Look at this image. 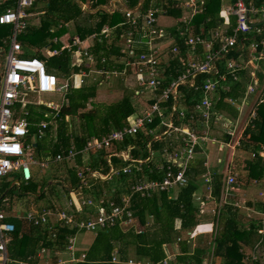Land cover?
<instances>
[{
  "label": "trees",
  "instance_id": "1",
  "mask_svg": "<svg viewBox=\"0 0 264 264\" xmlns=\"http://www.w3.org/2000/svg\"><path fill=\"white\" fill-rule=\"evenodd\" d=\"M84 1V0H83ZM93 1V7L103 5L110 0H91ZM138 0H125L128 8H134ZM39 2V0L37 1ZM44 12L39 13L42 17L39 27L27 28L28 30L19 37L21 43L25 46H46V40L49 36L60 35L65 28L55 30L58 27L59 22L65 24L69 21L77 20L80 15V9L77 5L73 4L70 0H47L43 1ZM122 3H124L122 1ZM124 3V4H125ZM36 5L33 4L34 7ZM119 7L121 4L118 5ZM30 7V8H31ZM105 9H102L104 12ZM107 11V10H106ZM168 7L169 14H175L171 12ZM4 12V11H3ZM117 12V10H116ZM214 10L207 9L205 15ZM30 13H35L32 9L29 10V20L34 17ZM27 18L25 19V21ZM123 18L121 14L105 13L100 15L99 22L94 26L80 27L76 26L78 35L81 40H84L89 34L98 33L103 26L109 25L113 27L122 22ZM0 26V34L2 28ZM9 29V28H6ZM54 29V31H51ZM208 30V29H207ZM177 29L172 30L173 34H176ZM231 33V29L228 30ZM198 32V31H197ZM117 37H120L119 31H116ZM119 35V36H118ZM102 37V36H101ZM118 39V38H117ZM106 42V41H105ZM98 43L95 45L94 52L98 55H104L108 58L110 55H120L121 47L116 48L113 42L110 44V48L106 46V43ZM238 55V51H233L229 58L235 60ZM34 57L45 61L40 51L34 52ZM49 60L56 59L57 65L50 67L45 61V66L48 72L58 70L60 77H67L72 72H78V68L71 69L69 67V54L64 51L59 58L47 57ZM232 60V61H233ZM264 61H261V68L264 69ZM174 67L175 63L172 62ZM167 68L164 75L165 79L169 80V75L176 77V71L173 68ZM240 74V81L236 82L230 92H219V102L216 104L215 109L218 111H225L226 116L234 119L237 116L236 110L230 106L225 98L227 96L237 98L241 97L244 93L245 85L250 81L247 69H242ZM264 73L261 69L257 70V76L263 77ZM245 81V82H244ZM165 85L159 87L162 90ZM158 93V92H157ZM97 94V85H90L81 87L79 89L70 88L66 94L68 104H63L54 118L56 123V130L54 132L53 124L46 131V136L42 139V142L37 144V149L40 153L49 154L52 161L57 155L63 156V160L59 162L65 168L64 178H67L68 189H63L64 194H72V198L69 199L70 207H73L71 213H68L75 219V222L82 220H95L100 206L106 208V202H113L114 207H117L121 212V215L115 217L112 222L107 221L104 227H99L95 232V238L93 244L89 249V255L87 258L88 263L85 264H112L111 254L114 248H118L120 259H126L127 250L132 247L135 250V256L137 259H143L147 263L156 264L163 260L165 257L163 246H170L177 241H180L181 254L175 258L171 264H202L204 259L208 257L210 264L214 262L216 258L221 260V264H261V257L255 260H251L246 255L245 247L251 248L255 252L256 247L264 248V222L263 219H250L246 221L247 224L242 223L241 217L238 219V208L234 206L233 202L237 200L232 199L231 193L227 194L226 199L223 201L225 179L223 173L212 172V177L207 187L210 186L211 200L216 203L225 202L223 205L219 204L214 215H212V221L214 228L210 232L202 235L197 240L194 246V252L189 254L188 245L186 243L185 232L198 228L200 226L206 227L205 224L200 225L204 221V214L201 212V207L205 203H211V200H206L205 196L208 194L203 193L199 197V202L195 201L197 193L201 190V181L198 175L204 172L205 167L202 166L204 160L203 156L195 159L196 154H199L201 149L195 148L194 158L189 162L185 171V175L188 178L187 184L184 187H167L163 190L158 187L155 188H142L136 190L134 184L139 180L145 181V179L133 176L135 169L138 166H132L129 174L123 173L121 170L119 173L113 175L109 180L99 181L90 178L88 181L92 183V187L80 183V179L77 177V170L84 171L86 167L91 169L98 168V164L104 166L103 172L108 171L109 167L106 161H93L86 159V156H82L79 153L84 147L86 141L91 137L101 139L113 131L122 130L128 126V118L134 114L135 108L132 103V93L125 91L122 98L116 103L110 105H99L87 110V106L92 102ZM171 98V97H170ZM153 103V101H151ZM173 99L171 98L166 104L171 107ZM18 104L16 108L18 109ZM38 108L39 112L35 109ZM191 108V106H190ZM29 116L27 120L29 122V136H32L36 132L37 123L43 118V114L50 111V109L42 106L29 105ZM225 114V113H224ZM66 116H69L70 120L66 121ZM47 121L52 120L46 118ZM175 122L177 117H174ZM200 116H196L193 121H199ZM76 121H79L76 126ZM189 121V120H188ZM223 124V123H219ZM186 125H193L192 122L186 123ZM146 129H157L161 131L163 126L160 124V119L155 118L153 122L146 126ZM196 132V130H195ZM198 134L200 131H197ZM212 137H216L223 142L230 140L229 136L219 130L210 131ZM145 131L141 130L133 136H127L122 143H117L119 148H123L129 143H135L138 147L132 152L133 157L145 156V141L151 140L152 135L144 134ZM180 141V139H179ZM162 142V141H161ZM159 141H153V150L161 149L162 143ZM175 145V144H174ZM49 152L46 153L45 151ZM264 150V104H258L256 107V118L252 123L246 127L241 140L240 146L237 147V152L250 154L257 153L254 157H247L245 159V167L248 171V176L253 179L261 180L264 178V157L258 155V152ZM69 151L76 152V155L68 160L66 156ZM207 159V158H206ZM87 160V161H85ZM71 161V165L68 166V162ZM153 161L150 162L149 167L153 170V175H149L148 178L154 182H162L166 177V173L171 172L172 178L181 170V166L177 163L165 162L162 164V170L153 166ZM112 165L116 169H121L125 166L124 162L113 158ZM205 166V165H204ZM145 165L140 166V170H146ZM147 168V167H146ZM63 178V177H62ZM63 178V180H64ZM240 183L244 184V179L240 176L235 177ZM235 185L237 184V182ZM140 183L144 186V183ZM61 183L63 181L61 180ZM233 185V186H235ZM243 186V185H242ZM24 192L31 191L35 194L37 184L30 181L28 184L21 187ZM174 190L177 194H173ZM77 191V194L74 192ZM59 194V192H57ZM40 196V197H39ZM38 197L42 198L43 193H40ZM61 196V195H59ZM83 200H82V199ZM122 199H126L127 202H123ZM208 199V198H207ZM84 202V206L81 202ZM103 201V203H101ZM211 201V202H210ZM255 209L258 211H264V202L259 200L255 205ZM107 211L108 208H107ZM47 222L51 221L47 227H34L27 223L25 219L21 220L17 216L11 219L14 225V231L11 233V241L8 244V253L10 258L14 260L29 261L36 264L38 261L37 252L44 251L45 249H57L63 250L66 243L65 239L68 236H74L77 232H85L78 227L68 229V225L64 221L55 220V214L47 210ZM211 219L210 217H208ZM10 221V220H9ZM178 222V225H177ZM262 231V232H260ZM54 234L53 241L47 239V235ZM42 242V244H40ZM95 254H100L99 258H95ZM250 259V260H249ZM250 263H248V262Z\"/></svg>",
  "mask_w": 264,
  "mask_h": 264
},
{
  "label": "built area",
  "instance_id": "2",
  "mask_svg": "<svg viewBox=\"0 0 264 264\" xmlns=\"http://www.w3.org/2000/svg\"><path fill=\"white\" fill-rule=\"evenodd\" d=\"M35 1L16 0L12 9L0 14V25L10 24L14 29L10 51L7 56L6 71L0 85V183L4 177L17 172L21 180L26 183L32 178V166L45 167V164L38 163L31 154V145L26 142L29 134L28 112L23 110L22 116L16 118L17 104L22 107L27 105L26 97L29 95V91L37 94H50L65 92L68 88V84H59L57 77L47 71L43 60L36 57L23 58L20 56L23 49L18 41V35L26 26L25 19L28 15L26 10ZM113 4L117 5L121 2L112 0L111 7H113ZM193 4L194 2L191 0L184 7L190 10V8H194ZM116 8L113 11H116ZM175 8H178V6H175ZM141 9L142 6L125 8L123 10L125 22L117 24L111 29L125 24H130L134 28L146 26L148 47L144 51L137 52L134 34L136 32L133 29H128L122 31L123 43L120 52L128 59L126 65L134 68L137 81L134 96L138 99L145 98L147 102L150 100L153 103L147 109H143L140 114L132 117V119L129 118L128 126L122 130L113 131L101 139L91 137L86 141L79 153L92 161L94 158L106 161L109 169L104 173L101 170L86 167L84 171L78 172L82 184H86L91 177L103 181L109 180L120 170L125 174H129L132 166L150 162L153 157V141H162L161 155L165 159L163 163H177L182 167L181 170L177 172L174 178H172L173 174L168 172L162 182L152 181L144 186H135V189L153 188L155 190L158 187L163 190L167 187H175V185L184 187L188 181L185 171L189 162L194 158L195 148L201 146L202 142L215 143L214 139L209 140L208 133L211 127L223 123V126H225L224 133L230 137V140L220 144L222 148L226 146L233 153L240 146L244 130L256 118L257 105L264 101L256 98L253 100L263 89V87L259 88L258 66L256 63L264 60V29H259L257 19H254L255 15L262 12L258 11L250 1L236 0L232 6L226 8L221 16L224 19L223 23L229 24L228 19L231 17L234 18V26L227 29H213L211 34L207 32L198 35L192 33L185 25L194 14L182 15L177 21L182 24V27L176 31L177 42L169 46L165 44L164 40L171 38L173 33L172 31L171 33L167 32L162 26L158 25L156 15L159 13V9L149 7L145 12ZM161 12L163 15L169 14L165 8ZM109 29V27H106L98 34L99 42H101V36L108 37ZM229 29H231V33L228 31ZM179 41L181 46H179ZM81 43L78 37L72 40L73 46ZM162 43H164L163 49L159 47ZM60 48V51L53 49L45 52V54L52 57L70 48V46L63 45ZM235 50L238 51V55L232 61L229 55ZM74 51L75 54L80 56L87 55L86 52L82 54L81 49H75ZM243 53L247 55L246 61L243 58ZM172 62L175 63L174 67ZM171 65L173 71H176V77L170 74L168 80L165 79L164 73ZM242 69H247L250 81L245 87V96L237 109L241 114L243 108L248 105L250 107L249 112L245 117L246 121H239V117L228 120L223 113L218 115L214 112V104L219 100V91L231 90L232 86L240 81L239 73ZM161 85H165L162 90L159 89ZM197 95H199V98H197ZM251 96H253L252 99H250ZM170 97L173 99L171 107L166 105L171 99ZM188 100L191 102V108L186 104ZM227 101L232 105L236 104L232 99ZM48 106L57 109L52 103H49ZM197 115L200 116V120L193 121ZM56 116L54 115L53 119ZM154 117L160 119V124L163 126L161 131L146 129V126L153 122ZM174 117H177L176 122ZM189 122H192L193 125H186ZM48 125L49 122L47 121L40 122L37 130L38 139L43 137L44 130ZM197 127H200L201 135L196 134ZM141 130H144L146 135H152L151 140L144 143V148L148 154L144 159L133 157L132 152L137 149L135 143H129L123 148L117 146V143H122L127 136H133ZM75 155L76 152L69 151L66 158L70 160ZM259 155L264 157L263 152H259ZM252 157H254V154H252ZM113 158L123 161L125 166L119 170L114 168L112 165ZM62 160L63 156L57 155L53 162H61ZM162 167V165L158 166L160 170H162ZM235 177L236 175L233 172H228L226 175L223 201L227 197L228 188H232L235 184ZM210 179V177L204 178L206 183H209ZM210 189L209 186V195ZM122 201L127 202L126 199H122ZM106 204V208L102 206L98 208L95 220L75 222V227L88 232L96 231L99 227H104L107 221L112 222L115 217L121 215V211L114 207L113 202L107 201ZM81 205L84 206L83 201ZM107 208L109 211H107ZM68 213L70 212H58V220L71 223L72 216ZM47 214L50 213L40 215L39 219L35 220V224L46 223ZM6 219L7 214L1 207L0 264H22L11 260L7 256L6 245L10 241V234L14 231V225L7 222ZM261 219L264 222L262 214ZM112 261L116 262L117 259L113 257ZM166 263V260L162 262V264Z\"/></svg>",
  "mask_w": 264,
  "mask_h": 264
},
{
  "label": "crops",
  "instance_id": "3",
  "mask_svg": "<svg viewBox=\"0 0 264 264\" xmlns=\"http://www.w3.org/2000/svg\"><path fill=\"white\" fill-rule=\"evenodd\" d=\"M37 1L38 0H36L34 2V4L36 3V5H37L39 2H43V1H47V0H39V2H37ZM70 1L73 4L77 5L78 8L80 9V15L77 18V20L69 21V22H67L65 24H62L61 21H60L59 24H58V27L55 28L56 30H60L61 28H65L64 31L60 35L53 36L51 38L50 42H48V40H46V46H31L32 48L33 47L42 48V49L45 50V52L53 50V49H56L57 51H60L61 50L60 47L63 46V45L64 46H70V48L63 50L58 55H55V56H52V57L59 58L62 55V53L64 51H66L69 54V67L71 69H73V68H78L79 69L78 72H76V73L72 72L67 77H60L59 71L56 70V69L51 71V72H49V73H51V74H53V75H55L57 77V79L59 81V84H63V85L64 84H68L67 90L65 92H61V93H63V101H62V103L60 105H58V106L57 105H53L52 102H49V103H52V105L55 106L57 109L50 108L48 106L49 103H44L41 100H39L35 104H33L28 99V95L26 97V100L28 101V103H27V105L25 107H22L20 104H18L19 106H18V109L16 108V114H15L16 118L18 116H22L23 110L28 112V116H29V109H28L29 105H32L34 107L35 106L36 107L37 106L46 107V108L50 109V111H52L50 113L46 112V113L43 114V118L36 125V132L32 136L28 135V137L26 138V142L30 143V145H31V149H32L31 151H34V150L38 151L37 144L39 142H42V139H44L45 136H46V131L49 129V127L52 124H53L52 128L54 129V132H55L56 123H55V120L53 119V117H54V115H56V113L59 111L60 107L63 104H68V101L66 99V94L68 93L69 89L70 88L79 89L81 87H86V86H90V85L96 84L97 85V93H98V86H100V82H98L99 80L97 79V77H99L100 79H104L105 77L106 78H110V76H115L116 78L120 79L119 80V85L124 90L123 91V95H124L125 91H130L132 93V103H133V107L135 108V112L129 118L132 119V117L140 114L143 111V109H147L149 107V105L151 104L150 100L147 102L145 100V98L141 97L144 100V103L140 104L141 107H139V108L136 107L137 105H136L135 102H137V100H140L141 98L138 99L137 97L134 96V90L137 87V81H136L134 68L132 66H127L126 65V63L128 62V59L121 52H120V55H118V56L110 55V56H108V58L106 56H104V55H98V53L94 52V49H95L94 47L97 44V42L98 43H101V42L104 43L106 41L105 42L106 46L109 47V48H110V44L112 42L115 45L113 47H116V48L121 47L122 43H123V41H122L123 40L122 31H127L128 29H133L136 32V33H134L135 34V41H136V44H135L136 45V47H135L136 51L137 52L144 51L147 48V32H146V34H142L141 35L140 33H143V29H141V27L134 28L130 24H127V25L125 24V25H123L121 27H117L115 29H111V28L115 27L116 25L113 26V27H110L109 25H105V26H103V28L98 33L94 32L92 34H89L84 40L80 39V37L78 35V30L76 28L73 29V33H71V34L68 33V31H69L68 30L69 29L68 26L71 23H73L75 25V27L76 26H80V27H83V28H85V27L87 28L89 26L94 27L99 22L100 15L104 14V12L108 13L110 15L113 14V13H117L118 12L119 14H121V16L123 18V20H122V22H120V24L124 23L125 22V17H124V14H123V10L125 8H128L126 6L125 0H119L121 2V6L120 7L118 6L119 4H117V5L113 4L112 5L113 7H111L112 0L108 1L107 3H104L103 5H99V6H96V7H93V5H92L93 1H91V0H84V1L83 0H70ZM122 1L125 4L122 3ZM157 1H155V0H138L134 8L142 6L141 10L143 12H145L146 9L149 8V7L155 8V7H159L162 4L163 8H165V10L166 9L168 10V7L171 8L170 4L173 3L175 6H178V8H175V6H174L172 8L173 11H175L176 9L183 10L182 7L179 4L180 0L159 1L160 3L157 2ZM182 1L185 4H187L191 0H182ZM192 1L194 2V4H193L194 8H190L191 11H189L190 12L189 14L193 13L194 16L187 22V24H190L191 26L190 27H186L185 26L187 29H190L192 33L198 35V34H201V33L204 34V32L205 33L207 32V33L211 34L213 29H227V28H230L231 26H234V18L230 17L228 19L229 24H225V23H223L224 19L221 16H222V12L226 8H228L229 6H232L235 3L236 0H192ZM248 1H250L252 3V5L255 8L258 9V11L262 12L261 14L259 13V14L255 15L254 19L255 20L257 19L258 28L259 29H264V0H248ZM15 3H16V0H0V14L4 13L8 9H12L14 7ZM43 4H45V2H43ZM114 7L115 8L117 7L116 8L117 12L113 11L115 9ZM102 9H105L104 12L102 11ZM207 9H212V10H214V12L213 13L208 12L205 15V13L207 12ZM29 10H30V8H28L26 10V12L28 14L27 17H26L27 18L26 26H25L24 29L21 30V32L18 35V41H19V43H20V45L22 46V49H23L22 54L20 56L23 57V58L34 57V54L32 53L31 56L24 57L26 49H30V46H25L23 43H21V41L19 40V37L22 36L23 34H25V32L28 30L27 29L28 27L29 28L39 27L40 26V21L42 19L40 14L35 16V13H33V14L30 13L31 16H33L34 18L29 20V17H30L29 16ZM43 12H44V9H42L41 11H39L37 13H43ZM172 17H174V16H172ZM35 19H36L37 22L35 21ZM0 26H4L2 28H4V30H7V32H4L3 29H2V32L0 34V56L4 55V59H5V60H3V64H2V65H4L3 72L0 74V85H1V83H2L1 79H3L4 73L6 71L7 56H8V53L10 51V47H11L10 46V42H11V37H12V34L14 32V29H13L12 25H10V24H4V25H0ZM106 27L110 28L109 29V33H108V37H106V38L104 36L100 37L101 38V42H99L98 34H100L104 30V28H106ZM6 28H9V29H6ZM53 30L54 29H52L51 31H53ZM116 31H119L120 37H117ZM75 37H78L81 40L82 43L80 45H75V46L72 45V40ZM141 45H145V48L144 49L143 48H138V46H141ZM179 46H181V42L180 41H179ZM38 49H35V50H38ZM72 49L73 50L81 49L82 54L84 52H86L87 55L80 56L79 54H75V51L73 52ZM243 58H244L245 61L247 60V55L245 53H243ZM262 61H264V60H262ZM260 63H261V61L257 62L256 64L258 66V69H261L263 71V73H264V69L261 68ZM0 65H1V63H0ZM1 68H2V66H1ZM0 72H1V70H0ZM129 78H132V82L129 81ZM257 78H258L259 88L263 87V89L258 93L257 96H255L254 98H253V96H251L250 99L253 98V100H254L256 98L258 100H264V75H263V77L257 76ZM246 85H245V87H246ZM245 87H244L243 95L241 97H238V99L237 98H233V97H229V96H227L225 98V101L227 103H228V101H227L228 99H232V100L235 101V103H236L235 105H232L230 103H228V104L230 106H232L236 110L237 116L234 119H237L239 117L240 118L239 121L240 120L244 121L246 119L245 117H247V114H248L249 108H250V107H248V105L245 106L243 108V111H242L241 114H239V111L237 109V106L241 103L243 97L245 96ZM230 91L231 90H225V91H222V92L226 93V92H230ZM29 93H32V92L29 91ZM34 94H37V93H34ZM37 95H39V94H37ZM96 96H97V94H96ZM197 98H199V95H197ZM218 102H219V100H217L216 103L214 104V112H216L218 115H222V113L223 114L225 113L224 114L225 118H227L229 120L230 118L228 116H226V112L225 111H218V110L215 109V106H216V104ZM186 104L189 107L191 106V102L189 100L186 102ZM261 104H264V101ZM185 107H187V106L185 105ZM35 111L39 112L38 108H36ZM46 115H47V117L51 118L52 120L47 121L46 120V118H47ZM65 119H66V121L70 120L69 116H66ZM42 121L49 122V125L44 130L43 137L41 139H38L37 138L38 125ZM50 121H52V124H51ZM127 122H128V120H127ZM224 127L225 126H223V124H217V125L212 126L211 129L209 130L208 136L210 138L209 140L214 139L215 143H212L210 141H206V142H202L201 146L198 147V149H201L200 150L201 152L199 154H196L195 159L199 158L200 155L203 156L204 160L202 162V166L205 167V168H203L204 172L201 175H198L199 180L201 181V187H200L201 190L197 193V195L195 197V201L196 202H199V197H201V195L203 193H206V191L208 192V194L205 196L206 200H211L212 199V197L210 196L211 194L209 195V190H208L207 185L205 184L206 182H205L204 178L205 177H210L211 178L213 171H217V173H223L224 179H225L226 175L228 174V172H233V174L235 173L236 179H237L238 176H240V177H242L244 179L243 187L246 188L245 191L242 190V189L238 190L237 187H236V188H234V190H233V188H231L232 191H228L227 192V194L228 193L230 194L231 192H233V193H231V194H233L232 195L233 197H231L232 199H237L240 194H244V195L250 196L249 193H251V196H252V198H254V200L258 199V197L260 195L264 196V193H263L264 192V178H262L261 180H257V179H253L250 176H248V171L246 170V167H245L246 163L244 162L245 159L247 160L248 156L244 158L242 152H237V148L233 151V153L226 146L222 148L220 143H224V142L222 140L218 141L216 138H214V137H212L210 135L211 134L210 131H216V130L222 131V133H223L224 132ZM198 130L200 131L199 133H201L200 127H197V129H196V134L197 135H198V132H197ZM199 135H201V134H199ZM31 137H34L36 139L35 143H32ZM177 144L178 143H176V145ZM208 145L217 146V153H219V154L221 152H223L222 151L223 149H226L225 150V156L224 157L216 156V158L214 159L215 163L211 162V160H213V159H211L210 154L208 152V148H207ZM178 146H180V144H178ZM173 147H175V146H173ZM161 149H162V146H161ZM161 149L155 151V150H153V147H152L153 157H152L151 161H153L152 163H153L154 167H157L158 165H162L163 161H165L163 155H161ZM45 152L48 153L49 151L46 150ZM145 152H146V150H145ZM263 153H264V150H263ZM31 154H32V156L34 158V153L31 152ZM253 154L255 156L257 155V153H253ZM147 156H148V154L145 153V156H141V157H138V158L144 159ZM250 157L252 158V154H250ZM261 157H263V156H261ZM99 160H101V159L100 158L99 159L96 158L93 161L97 162ZM219 160H220V162H219ZM93 161L91 160V162H93ZM150 162H148L146 164H143V166L145 165L147 167V168L145 167V169H146L145 171L144 170H140V166H142V165H139L138 169H135L136 171L133 172V174H132L133 176H136V174L138 173L137 174L138 177H141V178L145 179L144 182L142 180L141 181L139 180V183L136 182L134 184V187L135 186H139L140 183H142V182L145 185H147V184H149L150 182L153 181L150 178H148L149 175H153V172H152L153 170L151 169V167H149ZM97 165H98V168H96V169L101 170V171L104 169V166H102L101 164L97 163ZM218 165H222V167H220ZM32 167H37V166H32ZM32 167H31V172H32ZM79 171H82V170H79ZM79 171L77 170V177L78 178H79V176H78V172ZM16 174H18V172L17 173H13L12 175H16ZM12 175H10V176H12ZM63 178H62V181H63L62 189H64V188L68 189L69 188L68 187L69 182L67 181L68 177L64 178V180H63ZM93 179L98 180V183H99V181H102L101 179H97V178H93ZM17 180H18V184H16L15 181H12L11 183L7 182V181H1V183H0V208L2 207L5 210V212L7 214V219H6L7 222L12 223L11 219H13V218H15L17 216L21 220L25 219L27 221V223L31 224L34 227H47L50 224L51 221L46 222V223L35 224V220L39 219V216L44 214L47 210H49L50 212H53L55 214V217H56L55 220H58V216H57L58 212L66 211V212H70L71 213V211L73 210V207L71 208L70 205H69V202H70L69 199L72 198V194H73V192H72L70 194H67V193L64 194V196L65 195L67 196V202L64 203V206L61 204L62 207L58 208V207H56L57 204L52 202V204H55L56 206L55 205H50V206H48V207H46L44 209H41V210L26 211V212H24L22 214L16 213L10 207L11 199L5 198V196L7 194H9L11 192V189H13L16 185H18L19 186L18 189L21 190L22 189L21 187L26 185V184H28L30 181L36 183L37 184V188H36L35 194L33 193V195H34L35 198H38V199H44L45 194H46L47 189H48V188L41 189L40 187H38L39 183L37 181V177H35V179H33V175H32L31 180L27 181L26 183L23 182L21 179H17ZM88 180H87V183L85 185H87V187H90V186L92 187V183H90ZM236 186H238V184ZM153 191H155V190H153ZM176 191H178V190H174L172 193L173 194H177ZM249 191H251V192H249ZM210 192H211V189H210ZM28 193L29 192H27L26 194H28ZM40 193H43L42 198H39L40 197L39 196ZM74 194H77V191H75ZM207 197H209L210 199H207ZM249 200L250 201H248V203H247L248 204V208L246 210H248L249 212L256 213V214H261L262 212H264V211H258L257 209H255V205L257 204L258 201H253L251 198ZM259 200H262L264 202V197H261V199H259ZM211 201L215 202L214 200H211ZM209 204L210 203H205L206 206L209 205ZM206 206L201 207L202 214H204L206 212V209H205ZM240 216L242 217L241 214H240ZM208 217H209V215L204 214V221L200 224V225L205 224L206 225L205 228H207V229L204 228V229L201 230L200 229L201 226H200L198 228H193L192 230H190L188 232L187 231L185 232L184 236L186 237V243H187L188 249L190 251L189 254H192L194 252V246H195L197 240L200 239L202 237V235H204L207 232H210L211 230H213V228H214L213 221H212V219H209ZM66 225H68V229H73V227H75V219L72 218V222L71 223H66ZM177 225H178V222H177ZM85 232H88V231H85ZM196 232H197V235H196ZM76 234L74 236L66 237V239H65L66 243L64 245V249L61 250V251L57 250V249H53L52 250V248L50 250L49 249H45L44 251H38L37 252L38 261H37L36 264H41L42 263L41 262L42 259L48 261V262H45L44 264H67V263H70V264H85V263H88L87 258H88V255H89L88 254L89 250L86 253H84L85 250L79 252L81 256H78L77 255L78 252L75 251V249H74V241H75ZM54 238H55V235L53 233L47 235V239H50L51 241H53ZM94 238H95V234H94ZM10 239H11V234H10ZM194 240H195V243L193 242ZM10 241L6 245L7 256L9 258H10V256H9V253H8V244L10 243ZM190 241L193 242L192 247H189V242ZM179 242L180 241L176 240V242L174 244H172V245H170L168 247L164 245L163 248H164L165 257L163 258V260L161 262L156 263V264H162V262L165 261V260L167 261L166 264H171V261L172 260L174 261L175 258L177 256H179V254H181V246H180ZM40 244H42V242H40ZM81 244H84V243H81ZM88 249H90V246H89ZM130 249H132V247H130L127 250L126 259H120V256H119V253H118V248H114L113 252L111 254V257L112 258L115 257L117 259V261L114 262V261H112V258H111V263L112 264H151V263H147L143 259H137L136 258L135 261L130 259L129 258V252H130L129 250ZM94 257L95 258H99L100 254H95ZM10 259L13 260V261L20 262L22 264H33L32 262H29V261L14 260L12 258H10ZM218 259L219 258H216V262H217ZM129 262H131V263H129ZM218 264H221V261Z\"/></svg>",
  "mask_w": 264,
  "mask_h": 264
},
{
  "label": "rangeland",
  "instance_id": "4",
  "mask_svg": "<svg viewBox=\"0 0 264 264\" xmlns=\"http://www.w3.org/2000/svg\"><path fill=\"white\" fill-rule=\"evenodd\" d=\"M157 1V0H155ZM159 2V1H157ZM160 3V2H159ZM180 6L182 7L183 10L181 9H176L175 11H173V7L175 6L173 3L170 4L171 8L170 10H172L171 12H175L177 15L175 14H168V15H163L161 10L163 9V5L161 4L159 7H156L159 9V13L156 15L157 17V23L159 26H162L167 32L171 33L172 29H180L182 27V24L178 23V18H180L182 15L185 14H189L190 10L186 9L184 7V2L182 0L179 1ZM30 9H32L35 12V16L39 15V11H41L42 9H44V4L43 2H39L37 5H35L34 7H31ZM174 16V17H172ZM36 21V19H35ZM34 21V22H35ZM37 22V21H36ZM186 27H190V24H186ZM69 31L68 33L71 34L73 33V29H75V25L73 23H71L69 26ZM141 29H143V33L142 34H146L147 28L145 25H143L141 27ZM56 30V29H55ZM54 31V30H53ZM57 32V30H56ZM51 36H49L47 38L48 42H50L51 40ZM165 44H167V46L175 44L177 42V35L176 34H172L171 38H166L165 40ZM164 43H162L161 45H159V47L161 49L164 48ZM148 47V45H147ZM39 47H30V49H26L24 57L26 56H31V54L35 51H40L41 55L44 57L46 63H48V65L50 67H55L57 65V61L56 59L54 60H49V58H47L46 54H45V50ZM138 48H145V45H141L138 46ZM3 60L4 59V55L0 56V74L3 72ZM44 61V62H45ZM2 66V68H1ZM108 76V75H107ZM97 79L99 80L98 82H100V86H98V93L96 98L90 102L87 106V110H91L94 107H97L99 105H110L113 104L115 102H117L123 95V89L120 87L119 85V78H116L115 76H110V78H104V79H100L99 77H97ZM129 81L132 82V78H129ZM102 85V86H101ZM34 94V93H29L28 95V99L35 104L37 101L41 100L44 103H49L52 102L53 105H60L63 101V93H50V94ZM136 103V107L139 108L141 107L140 104L144 103V100L141 98L140 100H137ZM79 121H76V126H78ZM216 138V137H214ZM218 141L219 139L216 138ZM243 139V135L241 140ZM31 141L32 143L36 142V139L34 137H31ZM178 145V144H177ZM208 152L210 154L211 162L215 163V158L216 156H225V150L223 149L220 154L217 153V146H212V145H208ZM34 153V159H36L39 163H43L45 164L44 168H39V167H32V175H33V179H35V177H37V181L39 183V186L41 189L43 188H48L47 192L45 194L44 199H38L35 198L33 193L31 191H29L28 194H26V192H24V189L19 190V186L16 185L13 189H11V192L9 194H7L5 196V198L11 199L10 202V207L18 214H22L26 211H34V210H41L44 209L50 205H55L52 204V202L56 203L57 206L56 207H62V205L64 206V203L67 202V196H64V190L62 189V177H64L65 175V168L63 167L62 164H60L59 162H53L52 158L49 156V154H42L40 153V151L34 150L31 151ZM249 155L243 153V157H247ZM89 157V156H88ZM250 157V156H249ZM86 159H90V158H86ZM95 159V158H94ZM87 161V160H86ZM68 166L71 165V161L68 162ZM220 167H222V165H218ZM34 170V171H33ZM235 172V171H234ZM17 179H21L20 175L16 174V175H12V176H6L3 178L2 181H7V182H12L15 181L17 182L16 184H18V180ZM238 181V180H236ZM235 181V183H236ZM238 184V186H236ZM237 184L232 187L233 190L234 188L237 187V189H242L245 191L246 188H244L242 185H244L243 183H240L239 181L237 182ZM228 191H232L231 187L228 188ZM59 192V194L57 193ZM251 192V191H249ZM264 193V192H263ZM250 196L244 195V194H240L239 197L235 200H237L234 203V206L238 208V219L241 217L240 214L242 215V217L240 218L242 223H246V221H249L250 219H261V214L262 217L264 218V212H262L261 214H256L253 212H249L248 210H246L248 208V201H250L249 199L251 198L253 201H259V199H261V197L264 196H259L258 199L254 200V198H252L251 193H249ZM61 195V196H59ZM211 202V201H210ZM225 202H220V203H215V202H211L209 205H204L206 206V212L204 214L209 215V217L212 219V215L215 214L217 208L220 205H223ZM250 203V202H249ZM62 204V205H61ZM242 212V213H241ZM246 212V213H245ZM244 213V214H243ZM244 223V224H245ZM204 226H201L200 229H204ZM207 229V228H205ZM262 232V231H260ZM94 234L95 232H79L76 234L75 236V241H74V249L75 251H77V255L81 256L79 252L84 251V253L88 252V248L89 246L91 247V245L93 244L94 241ZM197 235V232H196ZM195 243V240L193 241ZM193 242H189V247H192ZM84 243V244H81ZM246 255H248L250 257V259L253 261L255 259H258L261 257V264H264V248H260V247H256L255 252L252 251L250 248H244ZM129 258L134 260L136 259L135 256V250L132 248L129 250ZM89 254V252H88ZM46 259V258H45ZM249 259V260H250ZM221 260L218 259L216 262V259L214 260V262L212 264H218ZM41 264H44L45 262H48L47 260H41ZM248 262V261H247ZM250 263V262H248ZM70 264V263H67ZM202 264H210V261L208 260V257L204 259Z\"/></svg>",
  "mask_w": 264,
  "mask_h": 264
},
{
  "label": "clouds",
  "instance_id": "5",
  "mask_svg": "<svg viewBox=\"0 0 264 264\" xmlns=\"http://www.w3.org/2000/svg\"><path fill=\"white\" fill-rule=\"evenodd\" d=\"M28 137V136H27ZM258 155H259V152H258ZM234 187V186H233Z\"/></svg>",
  "mask_w": 264,
  "mask_h": 264
}]
</instances>
